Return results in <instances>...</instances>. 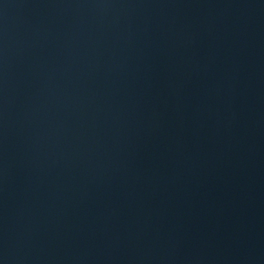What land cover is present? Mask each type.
I'll list each match as a JSON object with an SVG mask.
<instances>
[{"label": "water", "instance_id": "obj_1", "mask_svg": "<svg viewBox=\"0 0 264 264\" xmlns=\"http://www.w3.org/2000/svg\"><path fill=\"white\" fill-rule=\"evenodd\" d=\"M0 264H264V0H0Z\"/></svg>", "mask_w": 264, "mask_h": 264}]
</instances>
